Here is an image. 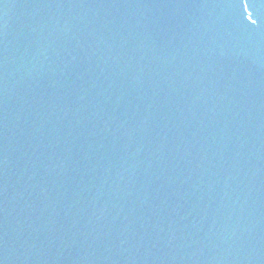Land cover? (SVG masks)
Listing matches in <instances>:
<instances>
[{"label":"water","instance_id":"95a60500","mask_svg":"<svg viewBox=\"0 0 264 264\" xmlns=\"http://www.w3.org/2000/svg\"><path fill=\"white\" fill-rule=\"evenodd\" d=\"M0 264H264V0H0Z\"/></svg>","mask_w":264,"mask_h":264}]
</instances>
